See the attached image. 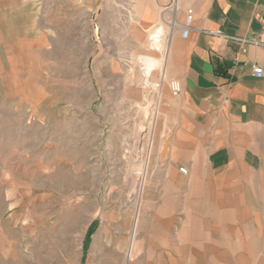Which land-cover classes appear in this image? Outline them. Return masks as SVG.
<instances>
[{
  "label": "rangeland",
  "instance_id": "1",
  "mask_svg": "<svg viewBox=\"0 0 264 264\" xmlns=\"http://www.w3.org/2000/svg\"><path fill=\"white\" fill-rule=\"evenodd\" d=\"M105 3L0 4V264H125L136 246L160 64Z\"/></svg>",
  "mask_w": 264,
  "mask_h": 264
},
{
  "label": "crops",
  "instance_id": "2",
  "mask_svg": "<svg viewBox=\"0 0 264 264\" xmlns=\"http://www.w3.org/2000/svg\"><path fill=\"white\" fill-rule=\"evenodd\" d=\"M104 15L162 80L125 264H264V0H106Z\"/></svg>",
  "mask_w": 264,
  "mask_h": 264
},
{
  "label": "built area",
  "instance_id": "3",
  "mask_svg": "<svg viewBox=\"0 0 264 264\" xmlns=\"http://www.w3.org/2000/svg\"><path fill=\"white\" fill-rule=\"evenodd\" d=\"M190 22H191V16H190V12H188V17H187L186 24L188 25ZM214 34L217 35V36H222V34L220 32H215ZM261 34H262L263 42L262 43L253 42V44L261 45L264 48V18L262 19V22H261ZM186 35H187V29L185 28L182 31V36L185 37ZM252 73H253V75L255 77L260 78L263 75V70L260 67L254 66V67H252ZM169 88H170L171 94L173 96L178 95L179 92H180L179 83L176 82V81H171L169 83ZM180 172L181 173H185L184 169H180Z\"/></svg>",
  "mask_w": 264,
  "mask_h": 264
},
{
  "label": "bare ground",
  "instance_id": "4",
  "mask_svg": "<svg viewBox=\"0 0 264 264\" xmlns=\"http://www.w3.org/2000/svg\"><path fill=\"white\" fill-rule=\"evenodd\" d=\"M155 40H156L155 37H153V38H152V41L155 42ZM149 63H150V62H149ZM150 64H151V63H150Z\"/></svg>",
  "mask_w": 264,
  "mask_h": 264
}]
</instances>
